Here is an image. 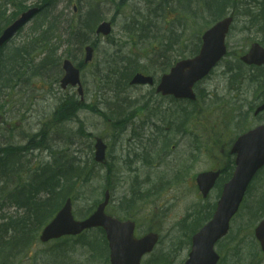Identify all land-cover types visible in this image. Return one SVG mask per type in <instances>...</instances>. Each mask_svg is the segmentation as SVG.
I'll list each match as a JSON object with an SVG mask.
<instances>
[{"label": "rangeland", "instance_id": "rangeland-1", "mask_svg": "<svg viewBox=\"0 0 264 264\" xmlns=\"http://www.w3.org/2000/svg\"><path fill=\"white\" fill-rule=\"evenodd\" d=\"M39 1L0 0V11H7L0 15V32ZM209 1L53 0L48 14L36 16L0 52L1 66L14 49L36 39L38 42L28 46L34 50V64L52 47L57 63L37 78L29 77L30 65L28 74L9 79L7 87L0 89V164L5 150H13V154L21 151L19 162L10 157L17 165L10 161L8 168H19L25 179L29 171L45 166L55 170L59 165L68 166L67 161L72 163L81 172L80 176L71 175L75 219L89 215L108 190L107 214L138 216L139 236L145 228L160 234L153 255L143 264L158 254L166 264L184 262L190 233L198 220L201 226L205 223L218 198V190H213L202 200L192 180L200 172L224 168L223 184L231 169L225 157L229 144L264 121V114L252 116L264 96L260 86L264 68L252 69L239 62L252 43L264 47V28L257 17L264 0H228L217 18ZM220 4L213 11H220ZM232 10L233 23L225 39L227 54L197 88L200 96L193 108L161 101L150 88L125 84L123 74L129 68L159 78L180 58L192 57L200 47L202 33ZM91 11L97 14L91 23L94 28L102 21L111 22L108 38L95 37L94 28L92 33L75 30L90 24L86 17ZM46 22L54 24V31L47 43L39 44L35 30H42L36 27ZM76 33L84 45L94 47L93 62L86 68H82L83 47L76 45ZM64 58L81 68V102L76 89L59 87ZM94 138H101L107 146L105 166L93 161ZM159 165L171 166L172 171L159 173ZM4 180L0 170V218L20 217L22 210L7 201L11 189L1 191ZM251 186L229 235L216 247L222 256L220 264H264L253 237L258 220L250 219L251 210L257 212L255 202L264 194V175L256 177ZM39 232L36 240L1 251L0 264H107L105 256L97 255H103L102 245L94 244L97 253L89 245L100 238L98 230L46 244L38 241Z\"/></svg>", "mask_w": 264, "mask_h": 264}, {"label": "water", "instance_id": "water-1", "mask_svg": "<svg viewBox=\"0 0 264 264\" xmlns=\"http://www.w3.org/2000/svg\"><path fill=\"white\" fill-rule=\"evenodd\" d=\"M37 12V9H31L21 14L18 20L5 29L0 36V47ZM231 22V18H224L205 31L201 38L202 46L199 54L193 59L177 63L170 74L162 78L157 92L173 95L175 98L192 99L194 83L206 76L225 54L224 39ZM110 31V23L104 22L97 28L96 34L108 36ZM91 58L92 49L87 47L85 62H89ZM241 61L247 65L264 64V49L253 44ZM62 68L64 76L60 81L61 88L65 89L68 85L78 86V93L82 95L78 70L67 60L63 61ZM151 82L150 77L136 74L130 81V85H144ZM261 110H264V104L257 111ZM95 148V160L104 162V146L99 140ZM232 153L237 155L233 176L223 188L211 221L193 236L192 249L184 264H217L219 257L214 252V245L227 234L229 221L238 210L249 183L264 165V126H259L239 137L233 145ZM216 177L217 173H204L197 177L196 181L204 197L208 194ZM107 202L108 193L91 216L82 221H75L71 214L70 200H67L55 218L43 229L40 241L47 242L62 236L78 235L83 230L101 227L110 245L111 264H139L141 257L153 249L157 236L148 235L135 240L131 223H119L105 215L104 209ZM255 236L264 252V219L256 227Z\"/></svg>", "mask_w": 264, "mask_h": 264}, {"label": "trees", "instance_id": "trees-1", "mask_svg": "<svg viewBox=\"0 0 264 264\" xmlns=\"http://www.w3.org/2000/svg\"><path fill=\"white\" fill-rule=\"evenodd\" d=\"M39 2L43 4L44 2L48 3L49 0H40ZM218 2L221 3L220 11H213V8ZM227 2L228 0L213 1L211 10L215 13L213 15L214 18H217L220 15ZM52 3L53 0H50L47 6L50 7ZM261 11L263 13L260 14V16L264 20V10L262 9ZM2 15H4V12ZM90 18L94 21L97 19L95 11L90 14ZM43 27L44 29L37 33L38 38L40 39L39 44L41 42L47 43L50 40L51 36L47 41L45 38L53 30L54 24H49L48 22L44 24ZM86 29L90 30L91 28ZM75 30L81 31L83 28H76ZM75 35H77V39L75 37V40L80 41L77 45L81 46L83 44V40H79V33H76ZM29 45L30 43L14 49L11 52V56H8L6 60L8 63L5 61L0 66V89L2 87H7L9 79L11 81L15 77L19 78L20 74L23 72L28 74L30 65H32L30 77L36 78L43 75L49 66L52 67L57 65L53 59L56 52L54 47L50 49L47 48L43 52L45 55L42 60H40L37 64H34L35 62L33 59L35 58H32L33 61H30L31 53L34 50L29 51ZM21 68L23 69L20 71ZM127 72H133V70L129 68ZM13 152V150H5L4 153H2L4 155V159L1 164V174L5 180L9 179V182H6L5 180L3 182L1 181V183L5 184L1 191L5 192L6 190L8 191L11 189V191L7 194V201L13 207L21 209L22 216L2 217L0 219V252L8 246H11L12 249H14L16 245H22L25 242L30 241V238H33L44 226L46 221L56 213L62 201L71 196L70 191L73 188L71 185L72 182L70 183L71 180L64 177L59 178V174L53 173L48 166L26 173L25 179H22V176L25 174L20 172L19 168L17 170L8 168V163L10 161L14 162V160H10V157H15L16 161L19 162V159L16 156H10L16 155L13 154ZM17 154H21V151L17 152ZM14 164L17 165L15 162ZM61 180H63L62 183ZM7 183H12V187H9ZM67 183H70V185ZM41 195L45 196L43 200L39 198ZM262 196L261 201L264 199V194Z\"/></svg>", "mask_w": 264, "mask_h": 264}, {"label": "flooded vegetation", "instance_id": "flooded-vegetation-1", "mask_svg": "<svg viewBox=\"0 0 264 264\" xmlns=\"http://www.w3.org/2000/svg\"><path fill=\"white\" fill-rule=\"evenodd\" d=\"M158 82H156L155 84H157ZM224 168H220L219 170H220V172H221V174L223 175V172H224V170H223ZM225 183V182H224ZM223 183V184H224ZM223 184H222V182L221 181H219L218 180V182L217 183H215L214 184V188H213V190H219L222 186H223ZM222 189V188H221ZM118 218V217H117ZM118 219H120L121 221H133L134 222V224H135V229H134V235L135 236H137V237H140V236H144V235H146L147 233H149V232H155L154 230H150V229H148V228H145L144 230V232L139 236V235H137V229H138V216H128V217H124V218H118ZM156 234L158 233V232H155ZM159 234V233H158ZM107 248H108V246H107ZM107 259H108V263L110 264V250L108 249V252H107Z\"/></svg>", "mask_w": 264, "mask_h": 264}, {"label": "bare ground", "instance_id": "bare-ground-1", "mask_svg": "<svg viewBox=\"0 0 264 264\" xmlns=\"http://www.w3.org/2000/svg\"><path fill=\"white\" fill-rule=\"evenodd\" d=\"M157 172H162L163 174H168L171 171V168H168L164 165H161L157 168Z\"/></svg>", "mask_w": 264, "mask_h": 264}]
</instances>
